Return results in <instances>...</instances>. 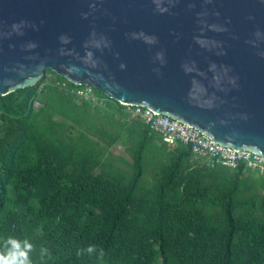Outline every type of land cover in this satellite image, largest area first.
<instances>
[{
  "label": "trees",
  "instance_id": "trees-1",
  "mask_svg": "<svg viewBox=\"0 0 264 264\" xmlns=\"http://www.w3.org/2000/svg\"><path fill=\"white\" fill-rule=\"evenodd\" d=\"M83 86L46 68L0 95V251L11 236L33 264H264V177L193 160L99 89L78 99ZM105 124L125 128L127 169L94 138Z\"/></svg>",
  "mask_w": 264,
  "mask_h": 264
},
{
  "label": "water",
  "instance_id": "water-1",
  "mask_svg": "<svg viewBox=\"0 0 264 264\" xmlns=\"http://www.w3.org/2000/svg\"><path fill=\"white\" fill-rule=\"evenodd\" d=\"M46 68L264 156V0H0V95Z\"/></svg>",
  "mask_w": 264,
  "mask_h": 264
},
{
  "label": "built area",
  "instance_id": "built-area-1",
  "mask_svg": "<svg viewBox=\"0 0 264 264\" xmlns=\"http://www.w3.org/2000/svg\"><path fill=\"white\" fill-rule=\"evenodd\" d=\"M93 88L91 85H84L76 91L77 98L99 103L100 99L94 93ZM124 105L131 118H137L146 123L169 146H175L178 142L190 145L193 160L211 168L219 165L231 170L242 168L243 171L248 170L264 177V156L261 154L217 142L200 129L159 113L150 107Z\"/></svg>",
  "mask_w": 264,
  "mask_h": 264
},
{
  "label": "clouds",
  "instance_id": "clouds-1",
  "mask_svg": "<svg viewBox=\"0 0 264 264\" xmlns=\"http://www.w3.org/2000/svg\"><path fill=\"white\" fill-rule=\"evenodd\" d=\"M62 43H69L70 40L66 36H61ZM123 67V66H122ZM35 250L34 245L25 239L20 241L17 238L9 236L3 241V251H0V264H33L31 253ZM95 245H89L87 249H80L77 252V257L84 255L87 252L89 255L96 252ZM40 258L43 260L45 257L51 259L47 247L41 246L39 250ZM104 256L103 249L99 250L98 258L102 259Z\"/></svg>",
  "mask_w": 264,
  "mask_h": 264
},
{
  "label": "rangeland",
  "instance_id": "rangeland-1",
  "mask_svg": "<svg viewBox=\"0 0 264 264\" xmlns=\"http://www.w3.org/2000/svg\"><path fill=\"white\" fill-rule=\"evenodd\" d=\"M51 78L52 75L48 74L47 79ZM34 105L37 106L38 103L36 102ZM104 127L103 133L94 136V138L100 142V146L104 149L105 155L109 157L111 155L115 164L127 169L129 167L128 163L132 161L131 154L124 144L116 142L115 140L118 135H123L125 128L118 129V126L114 124H105ZM146 178L148 181H151L149 176H146Z\"/></svg>",
  "mask_w": 264,
  "mask_h": 264
}]
</instances>
